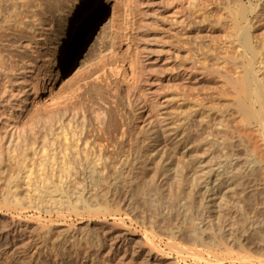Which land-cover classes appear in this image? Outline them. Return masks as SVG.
<instances>
[{
	"label": "bare ground",
	"instance_id": "obj_1",
	"mask_svg": "<svg viewBox=\"0 0 264 264\" xmlns=\"http://www.w3.org/2000/svg\"><path fill=\"white\" fill-rule=\"evenodd\" d=\"M104 1L106 4L113 3V9L116 8L115 6H118L119 2V0L118 2L117 0ZM128 1L131 2V0ZM84 9L86 10L84 11ZM103 12L102 7L99 6V0H0V116H5V113H9V118L20 119L25 114H29L30 110H35V104L28 110L23 107V102L25 101L15 103L14 100L20 94L27 96V87L33 92L35 100L38 94H40V89L31 80H33V74H35L37 69L35 62L40 58V53H42L40 46L42 43H44L45 48L44 56L47 58L49 56L58 58L69 51L71 44L64 40L61 41V45L49 48L51 36L54 38L59 36L57 26L59 24L69 26L73 21L79 23L81 25V34L79 32L80 35L78 37L79 46H84L85 42L95 32L96 24L103 15ZM251 37V33L246 30L243 39L246 48L250 49V51L252 50ZM123 59L125 60L124 63L121 62L120 66L111 68V71L115 72V81H123L125 83V92H123L121 97L123 107L122 104L120 105L123 109H119V104L117 105L115 101H113L114 105L109 107H106L104 103L102 107L92 101H89L90 106L87 107L82 102L84 94L88 92L92 85L101 90L104 86L111 88L110 91L113 92L117 89L119 90V86L117 84L112 86L111 81L108 84H104V79L108 82L106 65L103 64L102 68L97 66L92 73L88 72L78 77L80 81L84 82L83 87L78 86L76 91L69 94L66 99L57 102L53 116L46 114L42 135L33 138V140L24 139V146L13 148L18 151L22 150L23 156H27L31 152L35 155L39 154L41 157L39 164L40 174L38 177L41 193L39 192L37 195L35 192L37 189H34L33 194L31 193L33 192L32 185L35 184L33 188L37 186L36 182L33 184L30 172L21 179V185L18 186V190L24 186L27 189H25L27 195L29 193L35 195L36 193V196L41 198V201L43 199L42 202H38L40 203L39 205L37 204L38 206L34 204L36 206L26 208V211L38 214L39 217L40 214L44 213L50 219V223L60 222L66 218L63 211L65 213L72 211L78 216H83L87 213H95L96 215L99 213L105 214L111 211L109 210L110 208L106 207L107 205L105 207H100L99 205V208L93 209V207L88 206V203L83 206L80 204L81 210H79L80 206L78 207L79 204L77 205V203H84L86 200L88 201L89 197L90 200L88 202H92L98 196H101L100 198L98 197V200H102V197L105 195L104 200H106V196H112L116 199V197L122 198V195H124L125 200L128 201L133 193L134 196L132 197L136 196L135 192L138 193L136 191L138 190V194L143 196V200L149 202L153 196L152 191H154L155 194L152 200L157 197L159 199L155 200L158 203L161 204L164 200H167L165 202L171 205L161 204V206H167H162V217L166 216L169 218L167 215L173 213L170 210L177 212L176 208H173V204L176 203L174 207H177L180 216L183 218L185 224L188 225V228L184 230L179 227H172L167 223L169 219L166 220V218H164L166 220L164 222L168 225L163 222L164 224L160 228L161 225H157L160 220L157 219V216H153L158 206L154 204L156 203L154 202L155 200H151L149 204L146 202L148 208L156 206L149 209L150 211L152 209V212L154 209L153 214H149L150 216L146 215L149 211L146 212L145 217L140 215L141 217L139 216L140 218H138L135 216L137 214H130L128 208L126 209L128 213L125 214L123 212L124 215H121L119 212V214H115L117 210H113L115 213H111L110 218L114 224L110 228L105 223L107 220L104 219L105 217L95 225L98 232L104 231L105 233L103 237H99L100 235L97 234L99 235L98 237L102 239L109 237L110 240L112 238V242L106 243L101 240L103 244L100 246L98 239L97 243L95 242L96 240L94 241L95 244H92V248H83L84 251L80 252V248L78 249L75 244L78 240L73 241L74 243L72 242L73 244L71 243V246L69 245L70 247H68L73 248V252H71V255L67 252L68 250L65 251L66 253L63 252V260L65 262L62 261L61 263L264 264V196L260 202L258 201L253 206L250 205V218H248L249 214L247 215L248 211L245 208L247 205L244 207V201L237 196L236 191L241 178L243 179L244 175L248 174V172H250L251 176L256 171H258L256 173H259L260 176V178L258 176L260 179L258 187L264 191V72L262 71L264 70V62L260 68L258 67V70H254L255 67L253 68L254 65L251 63L246 75L244 74L245 77L242 80L238 79L236 83V86H238L244 96V98L241 97L242 100L239 102V108L244 112L243 114L246 121L250 123V126L260 133L258 138H255L251 134L249 139L243 133V135L240 134L237 137L240 139V142L243 140L255 148L248 165H243L244 167L240 168L237 157L227 155L226 150L227 145H229L227 143H231L227 142V135L225 141L222 140L220 142H223L220 144V147L224 158L215 162L211 158L212 154H210L211 157H206L211 159L207 162L203 161L199 157L198 150L202 149V147L204 149V145L207 144L206 142L204 144L205 139L201 138L203 141L199 139L200 133L198 132L199 135H196L198 136L196 139H199L197 144L193 141L196 145L194 147L191 146L192 144L190 145L192 142L189 140V135L191 136L192 134H190L191 130L189 129L188 120L181 118V121L178 120L179 122L176 123L175 119H172L174 118L172 115L168 116L167 113L161 112L159 108L161 104L156 98L152 97L149 78L142 83L143 92L136 93L134 91L137 80V69L134 68L136 64L135 60L129 56L128 59L126 57L119 59V62ZM254 59H256L255 56ZM128 70H130V76L127 74ZM261 72L262 74H260ZM93 75H95V78L91 82H88ZM84 87L87 88V91L82 90ZM145 87L147 88L146 90ZM240 91L239 93L241 94ZM95 95L98 99H102L98 92ZM34 99L33 103H35ZM14 105H16L15 109ZM163 108L165 109V107ZM126 110L133 111L137 120L143 121L145 117L146 124L141 131V135H146L144 140L142 139L144 142V144L142 142V148L144 149L139 150L135 155L129 152L124 154L123 152L109 151L110 147L116 146L113 143V138L110 137V139L108 138L109 136L121 135V144L124 143H122L124 135H127V130L124 129V120L127 119V116L125 117V114H127ZM199 125V131L202 132V122H199ZM224 126H226L227 130L228 125L222 126L225 129ZM7 127L10 129H8L9 131L6 135H13L16 133L18 124L16 122L13 124L7 123ZM222 127L220 125L219 128L223 130ZM106 135L109 136L107 137ZM207 137L211 138L208 135ZM212 141L214 140H209L210 144L205 146V148H208ZM215 146L219 148L217 150H220L218 143H215ZM119 147L116 148L117 151ZM209 149H212L211 146ZM221 150L220 152L222 153ZM210 151L206 152L209 153ZM180 152L184 157L190 155L194 168L187 166L175 168L177 159L173 158ZM258 154H260L259 157ZM139 167L141 168L138 169ZM38 180L36 181L38 182ZM159 182L166 186L160 185ZM100 185L101 187L102 185L105 186L106 190L103 191L104 193L101 192L104 188L102 187L103 189H101ZM159 185L162 188L169 185L176 186L175 188L170 186L171 189L177 188L175 192L171 190L172 193H169L172 202L163 198V195L165 197L166 194H164L165 191L160 192L162 188ZM151 192L152 196L147 198L151 195ZM138 194L137 196H139ZM132 197L129 201L130 203L132 202ZM15 201L11 202L12 204L10 203V205H15V203L19 205L21 202ZM47 203H53L54 206ZM115 203L117 202L115 201ZM92 205L94 206V204ZM15 207L14 209H16ZM226 207H231L230 210L234 208V212L238 213L237 217L241 216L240 221L243 222L233 224V221L238 220V218H235L236 215L233 212V216L230 215L231 213L227 211ZM24 208L23 206L22 209L21 206L23 211H25ZM123 208L121 210H124ZM222 209L224 210L223 215ZM198 210L200 211L198 212ZM132 211L133 209H131ZM225 211L230 214L224 218L222 216H224ZM200 212L201 214L199 215ZM221 217L222 220L220 219ZM18 223L19 226L24 225L27 227L28 225L27 222L18 221ZM54 225L56 226V223ZM87 225L83 226L84 229L81 227L82 230H86L85 232L88 231ZM116 226L118 228L120 226L127 227L128 229L125 228V231H121L123 228L118 230ZM111 228L112 230H110ZM105 229H109L108 232ZM64 232L67 236V241L71 242L72 239H75V234L73 236L68 227H66ZM56 233L59 234L60 232ZM181 235L188 237L192 250L194 247L204 249L205 251L196 250L195 253L190 254L188 250L186 254V252H183L184 248L178 247L179 243L175 244V241H178ZM248 236H250V248ZM96 244L99 245L97 246Z\"/></svg>",
	"mask_w": 264,
	"mask_h": 264
},
{
	"label": "rangeland",
	"instance_id": "obj_2",
	"mask_svg": "<svg viewBox=\"0 0 264 264\" xmlns=\"http://www.w3.org/2000/svg\"><path fill=\"white\" fill-rule=\"evenodd\" d=\"M112 5L113 3L106 4L104 0H99V6L102 7L104 12L96 24L95 32L85 42L84 46H79L78 37L81 34V25L79 23L73 21L69 26H66V24H64V26L63 24H59L57 26L59 36L56 38L51 36L49 48H55L56 45H61V41L64 40L71 44L69 51L60 55L58 58L55 56H49L47 58L44 56L45 48L44 43H42L40 45L42 53H40V58L35 62L37 69L35 74H33V80H31L33 84L40 89V94H38L35 100L33 92L27 87V96L20 94L15 98L16 101L14 100L15 103L25 101L23 102V107L28 110L35 104V110H30L29 114H25L20 119L9 118V113H5V116H0V264H63L61 262H65L63 260V255L66 253L65 251L68 250L67 252H69L70 255L71 252H73V248H68L73 241L75 242L78 240L75 244L78 249L80 248V252H83L86 248H92V244L98 241L100 246L103 244L102 241L106 243L112 242L111 237V240L109 237H104L107 240L109 239L108 242L104 238H99L103 237L105 233L104 231L98 232L95 225L101 222L100 220L105 217L104 219H107L105 223L106 225L108 224L107 226L110 228V226L114 224L110 218L111 213H115L113 210H117L115 214L120 213L121 215H124V213L127 214L130 211V214H137L135 216L140 218V215L145 217L146 215L150 216L153 214L154 209L153 212L152 209L151 211L149 209L158 205L155 209L156 212H154L155 215L153 214V216H157V219L160 220V222L157 221V225H161L160 228L165 223L164 221L168 219L169 221L167 223L172 227H179L184 230L188 228V225L185 224L183 218L180 216L177 207H174L176 203L173 204V208H176L178 213L175 212V210H170L173 213L167 215L169 218L165 216V220L162 217V208L167 206L162 205V207L161 204L164 203L169 206L170 204H167V200L164 199L166 198L168 201L171 200L169 193H172L173 190L175 192L177 188L171 189L172 186L175 188V185H167L168 187L162 188V186L166 185L160 182V185H162L161 187L159 185V187L162 188L160 192L165 191L164 194H168L169 196L167 195V197L169 198L163 195L164 201L160 204L156 201L159 199H157L156 196V200H152L155 194V192L152 191L153 196L151 192V195L148 194L149 196L147 198L152 196L150 201L155 200L154 202L158 204L154 203L155 205L150 208H148L147 205L150 201L148 202L146 200V203L143 200V196L139 195V191L136 190L138 192H135L136 196L132 197L134 193L131 196L132 204L129 202L131 197L126 201L124 195H122L124 198L120 195L122 198L116 197V199L112 196H110L112 198L106 196V200H104V195V197H102L103 199L101 198L103 201L98 200L101 196H98L99 198L95 197L96 200L93 201L91 197V201H96L95 203L97 205L88 202L90 197L89 199L87 198L88 201L86 200L84 203H77V205L79 204L78 207L80 206L79 210H81V205L83 206L86 203L89 204L88 206L93 207V209L99 208V205L100 207H105V205H107L106 207H108V209L110 208L109 210L111 211L105 214L99 213L96 215L95 213H87L84 214L83 217L78 216L72 211H68V213L63 211V214L66 216L64 220L50 223V219L46 214L42 213L39 217L38 214L26 211V208L36 206L37 204L39 205L40 203L38 202L43 201V199L41 201V198L36 196V193L38 195L41 191L38 185L41 157L39 154L35 155L31 152H29L27 156H23L22 150L18 151L13 148L24 146V139L33 140V138L42 135L43 122L46 114L53 116L57 102L66 99L69 94L76 91L78 86L83 87L84 82L80 81L78 77L88 72L92 73L97 66L102 68L103 64L106 65L108 82L104 79V84H108L111 81L112 86L114 84L119 86V90L117 89L113 92L110 91L111 88L105 86L102 87L103 89L101 90L92 85L82 99V102L85 103L87 107L90 106L89 101L99 104L102 107L103 103L106 107L112 106L114 105L113 101H115L117 105L119 104V109H123L121 97L123 92H125V83L123 81H115V72H112L111 68H115L124 63V59L120 62L119 59L124 57L128 59L130 56V58H134L136 63L134 68L137 69V80L134 91L138 94L143 92L142 83L149 78L152 97L156 98L161 104L162 107H159L161 112L167 113L168 116L172 115L174 118H171L173 120L175 119L176 123L179 122L178 120L181 121V118L188 120L189 129L191 130L190 134H192L191 136L189 135V140L192 142L190 145L192 144L191 146L194 147L201 138L206 140H204V144L205 142L207 143L204 145V149L202 147V149L198 150L199 157L203 161L207 162L211 158H213L215 162L216 160L220 161L219 159L222 160L224 155H222L223 151L221 150L220 144L223 142H220L222 140L225 141V138L228 136L226 140L231 143H227L229 144L226 150L227 155L230 157L236 156L240 168L243 165H248L250 162V158L253 155L252 152L255 148L243 140L240 142V139L237 137L240 134H246L250 139V135L252 134V136L258 138L260 133L250 126V123L246 121L243 114L244 112L239 108V102L244 96L238 86H236V83L238 79L242 80L245 77L251 63L254 65L253 68L255 67L254 70H258L264 64V0H131V2L119 0L118 6H115V9H113ZM85 10L86 9H84V11ZM254 17L256 20L258 18V20L256 21ZM250 21L255 23H250ZM246 30L247 32L249 31L252 36L250 38L252 46L251 51L246 48L243 39ZM254 56L256 59H254ZM148 67H150V71ZM262 71L264 72V70ZM127 72L130 76V70ZM260 74H262V72ZM94 78L95 75H93L88 82H91ZM83 89L87 91L86 87L82 88V90ZM146 89L145 87V90ZM96 92L100 94L102 99L96 97ZM33 99L35 103H33ZM121 104L122 107L120 106ZM163 107H165V109ZM15 108L16 105H14V109ZM126 111L127 114H125V117L127 116V119L124 120V129L127 130V135H124L122 141V143H124L121 144V135H106L107 137L109 136L108 138H113V143L116 145L115 147H110L109 151H116L117 153L123 152L124 154L129 152L135 155L136 152L144 149L142 145L144 144L143 140L146 135H141V131L146 124L145 117L143 121L137 120L133 111ZM116 120L118 121L117 118ZM15 122L18 124L16 133L13 135H6L9 131L8 129H10L7 127V123L13 124ZM199 122L203 124L202 132L199 131ZM220 125L221 127L223 125H228L227 130L226 126H224L225 129L222 127L223 130H221L219 128ZM94 129H96V127H94ZM197 134L199 137L196 136ZM207 135L211 138H208ZM197 137L199 139H196ZM209 140L216 141H212L210 145L212 149H209L210 146L205 148V146L210 144ZM193 141H195L196 144H194ZM215 143L219 144L222 153L220 150H217L218 145L216 144L217 146H215ZM117 147H119L118 151L116 150ZM205 149L206 151L211 150L213 152L210 151L207 153ZM210 154H212V157ZM259 155L260 154H258V157ZM176 156L173 158L177 159L175 168H178V166L182 168L185 166L194 168L190 155L184 157L180 152ZM206 156H210L211 158ZM140 168L141 167L138 169ZM29 172L31 173L33 184L36 182L37 186L33 188L35 184L32 185L33 192L31 193L33 194L34 191L37 190L35 191V195L29 193L30 195L28 194V196L27 193H25L27 192L25 191L26 188L23 186L24 190H22L23 188L20 187V190H22L20 191L18 190V186L21 185V179ZM256 172L251 176L250 172L244 175L243 179L241 178L242 182L240 181L236 190L237 196L244 201V207L247 205L245 208L248 211L247 215L249 214L248 218H250V205L253 206L255 203H258V201L260 202L264 196V191L260 190L258 187L260 176L259 173ZM36 180H38V182ZM99 187H101V185ZM102 187L104 188L105 186L102 185ZM102 187L101 189H103ZM104 190H106V188L101 190V192ZM25 194L27 197L24 196ZM137 194L139 196H137ZM113 198L117 203H115ZM15 200L21 201L20 204L17 205L15 203V205H10V203H13ZM133 203L136 206H134ZM47 204L53 205V203ZM90 204H94V206ZM21 206L22 209L23 206L25 207L24 210L26 212L21 209ZM14 207L16 209H14ZM122 207H124V210H121ZM127 208L128 212L126 210ZM226 208L231 214L225 211L222 217L225 218L228 214L232 215V212L233 214L235 213L233 207L232 210H230L231 207ZM131 209H133L132 212ZM223 209L222 215L224 210H226ZM199 211L200 210H198V212ZM146 212H148V214H146ZM200 214L201 212L199 215ZM237 214L235 213V218H238V220L236 219L233 221V224L236 222H243L240 221L242 217H237ZM222 217L220 218L221 220ZM18 221L27 222V227L24 225L19 226ZM54 223H56V226ZM43 224L44 226H42ZM85 224H88L87 232H85L86 230H82ZM128 225L130 226V224ZM66 227L70 229V233L73 236L75 234L76 237L74 236V238L76 240L72 239L71 242L66 240L67 236L64 234ZM116 227L118 228V226ZM125 228L120 226L118 230L121 229V231H125ZM106 230L108 232L109 229H105V231ZM110 230H112V228ZM56 232L60 233L57 234ZM248 237V245L250 248V236ZM88 239L91 240L89 241ZM99 244L96 245L98 246ZM175 244H178V247L184 248L185 250L183 252H186V254L188 252L193 254L196 250L205 251L204 249H197L194 247L192 250V245H190V241L185 235H181V238H178ZM59 247L61 248L59 249ZM77 248L76 250H78ZM81 254L83 255V253Z\"/></svg>",
	"mask_w": 264,
	"mask_h": 264
}]
</instances>
